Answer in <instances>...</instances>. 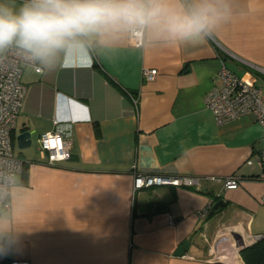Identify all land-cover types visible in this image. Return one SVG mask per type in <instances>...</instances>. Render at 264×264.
<instances>
[{"label": "crops", "instance_id": "obj_1", "mask_svg": "<svg viewBox=\"0 0 264 264\" xmlns=\"http://www.w3.org/2000/svg\"><path fill=\"white\" fill-rule=\"evenodd\" d=\"M191 2L208 17L199 33L169 30L170 18L190 15L183 0H143L158 11L141 46L129 39L136 22L118 20L69 38L42 74L24 68L12 140L24 166L0 212V264H244L240 251L264 238V126L252 116L219 125L205 106L221 64L264 98V0ZM144 68L157 70L153 81ZM54 119L70 132V158L48 166L38 144ZM24 131L36 148L17 147ZM134 172L204 180L133 195ZM231 175L235 189L206 180Z\"/></svg>", "mask_w": 264, "mask_h": 264}, {"label": "built area", "instance_id": "obj_2", "mask_svg": "<svg viewBox=\"0 0 264 264\" xmlns=\"http://www.w3.org/2000/svg\"><path fill=\"white\" fill-rule=\"evenodd\" d=\"M190 14L196 12L191 0H183ZM145 22H136L129 30V39L135 46H141L145 37ZM25 67L31 68L35 73L42 74L43 68L39 61L31 59L15 45L0 52V212L11 208V190L15 177L23 170L24 162L14 155L11 134L15 128L26 86L21 81ZM157 75L156 69H143L142 76L146 81H153ZM221 85L214 87L205 96V106L209 109L219 125L235 121L242 117L252 116L256 122L264 126V98L261 89L252 82L245 80L226 65L221 64L217 71ZM134 104L136 99L133 98ZM54 129L45 132L39 139V151L48 166H56L70 158L71 142L70 132L57 119L53 120ZM256 161L262 169L264 182V150L256 156ZM248 160V164H252ZM204 178L191 176H161L134 172L133 195L135 192L154 186H174L201 189ZM206 180L221 184L222 189H235L240 185L241 177L231 175L225 178L209 176ZM207 205L198 212L199 217H204L210 211ZM171 223L174 221L171 219ZM224 239L219 238L211 247V254ZM183 257H187L184 255ZM215 257V256H214ZM5 259L3 246L0 243V262ZM8 264H29L11 260Z\"/></svg>", "mask_w": 264, "mask_h": 264}, {"label": "clouds", "instance_id": "obj_3", "mask_svg": "<svg viewBox=\"0 0 264 264\" xmlns=\"http://www.w3.org/2000/svg\"><path fill=\"white\" fill-rule=\"evenodd\" d=\"M142 4L143 0H27L19 10L0 4V52L15 45L31 59L50 65L77 34L118 20L145 22L157 14V9ZM208 22L200 12L174 16L169 30L187 36L201 32Z\"/></svg>", "mask_w": 264, "mask_h": 264}, {"label": "trees", "instance_id": "obj_4", "mask_svg": "<svg viewBox=\"0 0 264 264\" xmlns=\"http://www.w3.org/2000/svg\"><path fill=\"white\" fill-rule=\"evenodd\" d=\"M11 137L13 140V132ZM240 255L244 264H264V238L242 249Z\"/></svg>", "mask_w": 264, "mask_h": 264}, {"label": "water", "instance_id": "obj_5", "mask_svg": "<svg viewBox=\"0 0 264 264\" xmlns=\"http://www.w3.org/2000/svg\"><path fill=\"white\" fill-rule=\"evenodd\" d=\"M15 141L19 149L28 148L31 146V133L29 131L21 132L15 137Z\"/></svg>", "mask_w": 264, "mask_h": 264}, {"label": "rangeland", "instance_id": "obj_6", "mask_svg": "<svg viewBox=\"0 0 264 264\" xmlns=\"http://www.w3.org/2000/svg\"><path fill=\"white\" fill-rule=\"evenodd\" d=\"M35 146L37 147L36 143L34 142L33 145H32L31 147H29V149H30V148H36ZM38 146H39V144H38ZM27 149H28V148H27ZM37 149H38V148H37ZM25 150H26V149H25ZM34 150H36V149H34ZM36 151H38V150H36Z\"/></svg>", "mask_w": 264, "mask_h": 264}]
</instances>
